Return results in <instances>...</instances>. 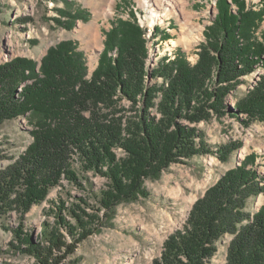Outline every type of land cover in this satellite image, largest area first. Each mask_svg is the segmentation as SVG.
<instances>
[{
	"label": "trees",
	"instance_id": "1",
	"mask_svg": "<svg viewBox=\"0 0 264 264\" xmlns=\"http://www.w3.org/2000/svg\"><path fill=\"white\" fill-rule=\"evenodd\" d=\"M217 6L196 64L179 50L175 59L162 58L151 72L146 65L148 28L135 19H118L105 33V49L91 76L84 53L73 41L52 47L40 73L28 59L0 65V128L27 114L37 115L32 145L0 173V220L11 211L24 215L48 202L64 178L84 187L82 181L89 180L79 179L74 155L85 173L109 181L107 189L97 193L90 184L98 206L84 198L79 199L83 206L52 201L50 211L57 218L54 225H44L43 241L35 243L30 234L12 230L16 248L34 257V264H70L79 244L103 227L101 211L112 218L119 204L148 197L145 179H158L172 164L213 153L223 162L229 160L234 146L214 152L206 134L184 121L197 125L214 115L223 118L230 110L235 117L246 114L264 121V82L246 97L234 96L235 113L226 103L241 79L264 65V32L258 33L264 0L257 5L262 6L259 11L247 0H218ZM130 15L135 18L133 11ZM70 17L74 21L76 16ZM154 32L155 39H172L159 27ZM159 77L163 84L150 85ZM123 99L132 104L135 116H116ZM152 109L159 118L152 116ZM114 148L124 149L127 156L118 159ZM257 159V154L247 156L195 202L184 229L165 242L159 264H210L226 235L234 236L227 264H264V206L254 214L250 211L264 193Z\"/></svg>",
	"mask_w": 264,
	"mask_h": 264
},
{
	"label": "rangeland",
	"instance_id": "2",
	"mask_svg": "<svg viewBox=\"0 0 264 264\" xmlns=\"http://www.w3.org/2000/svg\"><path fill=\"white\" fill-rule=\"evenodd\" d=\"M262 2L247 0L248 5L255 6L258 11ZM143 3L149 4L146 6ZM167 3V0H0V65L17 59H28L36 64V71L40 73L42 61L52 47L73 41L78 51L84 53L91 76L105 49V33L112 29L118 19H135L143 29L144 26L149 29L147 38L150 40V50L146 65L151 72L158 67L162 58L175 59L179 50L190 63L196 64L200 46L207 39V28L213 25L218 15V0H174L176 9L165 16ZM233 10L235 12L237 8ZM132 11L135 18H131ZM70 14L76 16L74 21L69 18ZM156 27L168 32L172 39H163V35L155 39ZM262 32L264 21L258 33ZM263 78L264 65L261 64L241 79L243 83L227 98L228 107L235 113V97H246L248 92L264 82ZM156 81L159 84L165 82L159 77L152 80L150 85L153 86ZM118 109L121 112L117 117L136 114L126 99L119 101ZM103 111L107 112L105 109ZM230 112L223 118L214 115L210 121L197 125L183 122L204 132L214 152H218L220 146H234L236 150L232 151L227 162L221 161L217 154H203L185 163L172 164L158 179H145L144 187L149 196L119 204L112 218L101 211L99 215L103 219V227L79 244L67 262L159 264L167 239L176 231L184 229L195 202L215 186L223 175L252 154L258 155L257 169L264 175V121L252 119L246 114L235 117ZM151 114L160 117L156 109H152ZM85 115L89 117L88 113ZM36 120L37 115L30 113L8 121L0 128V173L32 145ZM113 152L118 159L127 156L122 148H114ZM73 158L79 179L82 181L86 177L89 181H82L84 187H80L64 178L61 185L50 192L48 202L34 205L24 215L14 210L6 218L3 217L0 220V264H34V257L16 248L12 230L30 234L35 243L43 241L44 225H54L57 218L50 211L54 208L52 201L57 204L63 201L67 207H71L73 204L82 205L79 199L84 198L91 206H98L97 200L90 195V184L93 192L97 193L107 189L108 179L93 172L85 173L78 157L74 155ZM262 206L264 193L251 203V213L254 214ZM87 212L93 213L92 209H87ZM64 215L75 224L74 218L67 211ZM233 239L234 236L226 235L218 242L217 253L210 264H227L228 248Z\"/></svg>",
	"mask_w": 264,
	"mask_h": 264
},
{
	"label": "bare ground",
	"instance_id": "3",
	"mask_svg": "<svg viewBox=\"0 0 264 264\" xmlns=\"http://www.w3.org/2000/svg\"><path fill=\"white\" fill-rule=\"evenodd\" d=\"M148 1H150V0H148ZM168 1V3L167 4H165L166 5V7H167V9H166V12H165V16H167V14L170 12L171 13V10H174V9H176V3H174V0H167ZM143 4H145L146 6L149 4V3H143ZM180 4H181V2H180ZM183 8V7H182ZM184 10V9H183ZM161 16V15H160ZM159 16V17H160ZM164 16V17H165ZM185 31H186V29H185V27L183 28V33H185ZM98 36V35H97ZM101 48V47H100ZM130 264H132V263H130Z\"/></svg>",
	"mask_w": 264,
	"mask_h": 264
},
{
	"label": "built area",
	"instance_id": "4",
	"mask_svg": "<svg viewBox=\"0 0 264 264\" xmlns=\"http://www.w3.org/2000/svg\"><path fill=\"white\" fill-rule=\"evenodd\" d=\"M144 28H147V26H146V27L144 26ZM148 30H149V29H148ZM148 35H149V34H148Z\"/></svg>",
	"mask_w": 264,
	"mask_h": 264
}]
</instances>
